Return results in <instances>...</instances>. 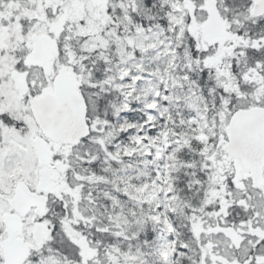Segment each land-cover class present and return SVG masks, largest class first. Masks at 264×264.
I'll list each match as a JSON object with an SVG mask.
<instances>
[{
	"label": "snow or ice",
	"instance_id": "6c2138e0",
	"mask_svg": "<svg viewBox=\"0 0 264 264\" xmlns=\"http://www.w3.org/2000/svg\"><path fill=\"white\" fill-rule=\"evenodd\" d=\"M0 264H264V0H0Z\"/></svg>",
	"mask_w": 264,
	"mask_h": 264
}]
</instances>
